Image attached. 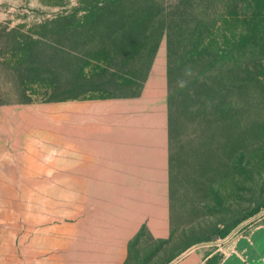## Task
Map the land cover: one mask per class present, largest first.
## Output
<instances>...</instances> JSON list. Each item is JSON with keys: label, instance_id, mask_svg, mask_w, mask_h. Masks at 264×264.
<instances>
[{"label": "rangeland", "instance_id": "374dc122", "mask_svg": "<svg viewBox=\"0 0 264 264\" xmlns=\"http://www.w3.org/2000/svg\"><path fill=\"white\" fill-rule=\"evenodd\" d=\"M263 202L264 0H0V264L221 253Z\"/></svg>", "mask_w": 264, "mask_h": 264}, {"label": "crops", "instance_id": "0c3cea01", "mask_svg": "<svg viewBox=\"0 0 264 264\" xmlns=\"http://www.w3.org/2000/svg\"><path fill=\"white\" fill-rule=\"evenodd\" d=\"M222 252L210 246L189 247L168 264H204L218 255V264H264V220H256L224 242Z\"/></svg>", "mask_w": 264, "mask_h": 264}, {"label": "trees", "instance_id": "16d2710c", "mask_svg": "<svg viewBox=\"0 0 264 264\" xmlns=\"http://www.w3.org/2000/svg\"><path fill=\"white\" fill-rule=\"evenodd\" d=\"M261 208H264V202L262 203V205L260 207H256L249 215V217L255 215L256 213H258L260 211ZM248 217H243V218H239L237 220H235L234 222L227 224L225 226H223L222 228H216L214 231V234L220 238H224L226 237L237 225H239L241 222H243L245 219H247ZM209 239H201L199 240V242L201 241H208ZM219 261V257L218 255H213L212 257L208 258L204 264H218Z\"/></svg>", "mask_w": 264, "mask_h": 264}, {"label": "water", "instance_id": "95a60500", "mask_svg": "<svg viewBox=\"0 0 264 264\" xmlns=\"http://www.w3.org/2000/svg\"><path fill=\"white\" fill-rule=\"evenodd\" d=\"M234 233H235V232H233L231 235H229L228 238H230ZM228 238H227V239H228ZM227 239H226V240H227Z\"/></svg>", "mask_w": 264, "mask_h": 264}]
</instances>
